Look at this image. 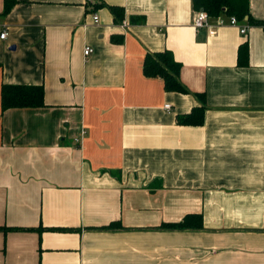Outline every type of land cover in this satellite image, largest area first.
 I'll return each instance as SVG.
<instances>
[{"label": "crops", "instance_id": "crops-1", "mask_svg": "<svg viewBox=\"0 0 264 264\" xmlns=\"http://www.w3.org/2000/svg\"><path fill=\"white\" fill-rule=\"evenodd\" d=\"M101 1L0 0V91L44 101L0 97V227L20 228L0 230V264H264V28L196 30L192 0ZM248 7L264 22V0ZM164 50L189 93L143 74ZM194 92L202 124L176 123ZM186 215L201 225L162 227Z\"/></svg>", "mask_w": 264, "mask_h": 264}, {"label": "trees", "instance_id": "trees-1", "mask_svg": "<svg viewBox=\"0 0 264 264\" xmlns=\"http://www.w3.org/2000/svg\"><path fill=\"white\" fill-rule=\"evenodd\" d=\"M16 0H3V11L7 13ZM91 1V0H90ZM94 6H102L101 0H92ZM195 9L206 11L210 16L215 17L219 14L225 13L227 15H234L237 19L248 17V21L261 25L264 28V22L255 20L249 13V0H192ZM115 21H120L123 15V8L116 5H108ZM113 41H120V38H112ZM247 63V43L239 47L238 64L243 65ZM142 72L147 77L159 76L163 79L164 88L167 91H176L180 93H189L190 90L180 81L179 72L180 64L174 60L172 54L168 50L158 51L153 53H146L143 63ZM196 97L200 100V105L194 107L190 112L185 114H177L176 123L181 125H200L204 119L205 101L204 94L194 92ZM1 108L2 110L8 108L19 107H42L43 101V87L42 85H28V84H3L0 91ZM119 177V175H116ZM118 222L110 223L103 228L117 227ZM201 225L200 215H186L181 221L174 223H163L164 228H194ZM19 230L20 228H6L0 227V230ZM52 230H65L54 228Z\"/></svg>", "mask_w": 264, "mask_h": 264}, {"label": "built area", "instance_id": "built-area-1", "mask_svg": "<svg viewBox=\"0 0 264 264\" xmlns=\"http://www.w3.org/2000/svg\"><path fill=\"white\" fill-rule=\"evenodd\" d=\"M226 16V17H225ZM92 19L94 22H98V15L94 13L92 15ZM123 25L125 23L123 22ZM224 25H230V26H236L239 28L240 33L246 32V26L240 25L238 22V19L234 15H218L216 17L210 16L206 11L197 9L193 13L192 17V26L197 30L201 28H206L209 34H214L217 27L224 26ZM7 35L6 30H3L0 33V38L4 39ZM93 52L92 47L85 46L83 49V55L88 56ZM165 109H169L170 105L165 104ZM78 143L80 141L79 138L75 139Z\"/></svg>", "mask_w": 264, "mask_h": 264}]
</instances>
